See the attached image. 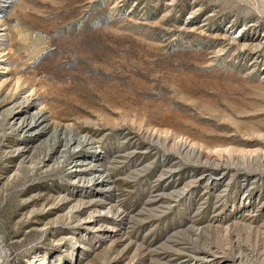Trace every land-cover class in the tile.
Instances as JSON below:
<instances>
[{"label":"rangeland","instance_id":"obj_1","mask_svg":"<svg viewBox=\"0 0 264 264\" xmlns=\"http://www.w3.org/2000/svg\"><path fill=\"white\" fill-rule=\"evenodd\" d=\"M69 134L101 150L109 197ZM96 208L118 230L77 260ZM209 255L264 264V0H0V264Z\"/></svg>","mask_w":264,"mask_h":264},{"label":"bare ground","instance_id":"obj_2","mask_svg":"<svg viewBox=\"0 0 264 264\" xmlns=\"http://www.w3.org/2000/svg\"><path fill=\"white\" fill-rule=\"evenodd\" d=\"M49 126L50 124L44 110L29 112L18 124L19 130L26 133L29 140L31 139L32 141L47 136ZM62 133L64 134V131ZM68 146L74 150H78L82 146L89 148L88 153L80 155L73 160L72 171L83 179L85 183L92 186L90 191L92 196L109 197L113 189L105 169L100 164V160L103 158L102 152L99 148L95 147L93 140L87 135L69 134ZM88 171L91 172L90 175L86 174ZM248 205L249 197L248 194L244 193L241 196L240 206H244L247 209ZM107 220H114L112 219L111 212L100 208H96L93 214L81 220L83 230L74 239V250L77 254V260L82 258L83 254H86L89 249V243L98 246L101 242L115 235L118 230L116 225L110 221L107 222ZM61 259L62 254H57L56 260L60 262ZM206 261L212 264L219 263L217 262L216 255L207 256ZM37 264H44V262H38Z\"/></svg>","mask_w":264,"mask_h":264}]
</instances>
